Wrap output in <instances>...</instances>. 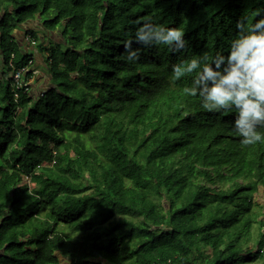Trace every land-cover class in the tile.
Segmentation results:
<instances>
[{"label":"trees","instance_id":"16d2710c","mask_svg":"<svg viewBox=\"0 0 264 264\" xmlns=\"http://www.w3.org/2000/svg\"><path fill=\"white\" fill-rule=\"evenodd\" d=\"M257 9L264 0H0V264H264V144L242 145L234 111L185 95L193 74L170 78L180 59L227 54ZM149 18L184 31L182 54L133 43L140 58L126 60L133 22ZM34 21L70 45L26 31L50 86L15 100L13 71L36 69L16 32Z\"/></svg>","mask_w":264,"mask_h":264},{"label":"clouds","instance_id":"9594fccd","mask_svg":"<svg viewBox=\"0 0 264 264\" xmlns=\"http://www.w3.org/2000/svg\"><path fill=\"white\" fill-rule=\"evenodd\" d=\"M258 19L248 23V17L235 22V35L230 40L227 54L217 51L209 61V54L180 59L171 65V80L181 81L193 74L190 82L184 81L185 95L199 101V106L223 116L235 112L232 127L228 130L241 137L240 143L251 146L264 144V11L257 9ZM138 26L132 39L124 41L128 62L138 61L140 49L133 43L147 48L166 46L173 53H183L188 40L180 28L168 27L149 18ZM11 209L0 205V214Z\"/></svg>","mask_w":264,"mask_h":264},{"label":"rangeland","instance_id":"374dc122","mask_svg":"<svg viewBox=\"0 0 264 264\" xmlns=\"http://www.w3.org/2000/svg\"><path fill=\"white\" fill-rule=\"evenodd\" d=\"M40 26H41L40 21H34V22L30 23V24H27L25 26V28L23 27V30L21 29V31L19 30L16 33L19 35L18 40L22 41L25 44V47L28 48V52L33 55V58L35 60V66H36L37 70L35 69V76H34L35 78L32 79V80L35 81L36 77H38V73H40V75L42 76L43 83L46 81L45 84L50 86V83H49L50 82V76L48 74L49 72L46 69H44L46 67V64H45V62H44V60L42 58V54L38 53L37 50H36V48H37L36 44L39 43V42H36L35 45H34V40L32 39V37H30V35L28 36L27 34L25 35V32L29 31V30H35V32L38 31L40 33V35H39L40 42L41 43H45L47 45H50V44L51 45H56V43H62V47L63 48H67L68 44L70 45V41H69L68 38H67L66 41H64V39L62 38L63 36L58 31L54 32L52 34L51 33L47 34V35L45 34L43 36L42 34H44V31H43V29ZM52 35H53V37H52ZM51 37H52V39H51ZM29 50H31V52ZM40 59H42V61ZM46 87L47 86H45L44 89H46ZM37 89H40V90H37ZM40 91H41V87L38 88L37 86H34V93L35 94H37ZM31 187H32V189H34L33 185H31ZM261 191H262V194L258 198H259V201L262 204H264V190L262 189ZM74 235L77 236L78 238L82 237L81 234H74Z\"/></svg>","mask_w":264,"mask_h":264},{"label":"built area","instance_id":"2783aa9c","mask_svg":"<svg viewBox=\"0 0 264 264\" xmlns=\"http://www.w3.org/2000/svg\"><path fill=\"white\" fill-rule=\"evenodd\" d=\"M32 65H33V61H30L29 65L26 68L15 70L11 75V79L13 83L12 87H13V91L15 92L14 93L15 100L19 99V92L24 91L25 93H30L31 91H33L32 86L34 85L33 83L34 81L33 80L25 81L26 80L25 75L28 70H31ZM25 180L28 181V178H26Z\"/></svg>","mask_w":264,"mask_h":264},{"label":"crops","instance_id":"0c3cea01","mask_svg":"<svg viewBox=\"0 0 264 264\" xmlns=\"http://www.w3.org/2000/svg\"><path fill=\"white\" fill-rule=\"evenodd\" d=\"M18 35V34H17ZM19 36V35H18ZM21 36V35H20ZM53 37V35H52ZM51 37V39H52ZM43 58V57H42ZM42 61V59H40ZM39 60V61H40ZM35 62V61H34ZM36 67V66H35ZM34 81V80H33ZM36 81V82H35ZM35 81L33 82L34 83V86H37L38 88L41 87V90H44V87L47 86L46 81L43 83V80H42V76L40 75V73H38V77H36ZM41 81V82H40ZM37 90H40V89H37ZM38 95V93L36 94ZM67 264V263H66Z\"/></svg>","mask_w":264,"mask_h":264}]
</instances>
